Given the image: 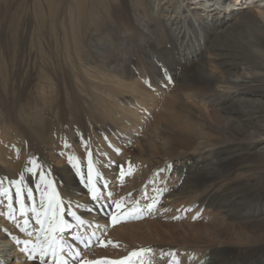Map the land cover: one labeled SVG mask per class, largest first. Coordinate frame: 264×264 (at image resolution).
Masks as SVG:
<instances>
[{
  "label": "bare ground",
  "instance_id": "bare-ground-1",
  "mask_svg": "<svg viewBox=\"0 0 264 264\" xmlns=\"http://www.w3.org/2000/svg\"><path fill=\"white\" fill-rule=\"evenodd\" d=\"M54 2L55 56L40 52V81L24 85L0 58V190L12 196L0 195V261L40 264L21 249L35 242L30 209L46 173L69 223L61 238L78 253H65L69 264L141 249L136 264H264V0ZM56 65L72 88L47 85ZM21 177L25 216L13 183ZM153 199L142 218L178 220L159 242L142 240L153 225L140 232L117 225L133 218L110 219L114 202L146 208ZM99 204L113 207L98 212Z\"/></svg>",
  "mask_w": 264,
  "mask_h": 264
},
{
  "label": "rangeland",
  "instance_id": "rangeland-1",
  "mask_svg": "<svg viewBox=\"0 0 264 264\" xmlns=\"http://www.w3.org/2000/svg\"><path fill=\"white\" fill-rule=\"evenodd\" d=\"M35 2L36 0H0V58L3 59L4 63H7L10 71L14 69V72L17 71L19 73L21 78H23L22 82L24 85H29L30 87L35 86L40 81V52H47L50 56H55V45L52 43L56 37L55 2L54 0H50V3H46V0H44L41 1L42 4H37V8H35ZM38 9L41 10L44 22L39 33H37L35 21ZM10 56L12 58L18 56V58L13 61V59H10ZM7 60L9 61L7 62ZM76 70L79 72V69ZM48 72L53 78L47 84L48 86L54 85L53 87L59 89V92H62V88L64 87H73L71 77H64L57 65L55 68L49 67ZM72 100L74 101L75 98H72ZM75 107L77 106L73 107L74 110L76 109ZM70 110L72 109L63 97L60 106L63 120L68 118ZM127 159L129 162L130 158L128 157ZM170 212H174L175 214L182 213L181 215L185 214L184 209L174 210L172 208ZM177 221L172 220V218L157 220L153 216L147 215L144 218H133L117 225L133 224L136 225V229L140 230V232L144 231L145 227L153 225L152 227L156 228L158 232L156 230V233L151 234L144 232L142 240L148 243H155V241L159 242L162 240L161 238H164L163 234H159L161 229L171 227L173 232H178L179 229L175 227ZM115 245L126 249L127 244L119 245V243H116ZM85 256L84 254L81 257L83 260L82 264H88L89 261L102 260V258L99 260H89L88 256Z\"/></svg>",
  "mask_w": 264,
  "mask_h": 264
},
{
  "label": "snow or ice",
  "instance_id": "snow-or-ice-1",
  "mask_svg": "<svg viewBox=\"0 0 264 264\" xmlns=\"http://www.w3.org/2000/svg\"><path fill=\"white\" fill-rule=\"evenodd\" d=\"M88 172H87V183L89 185L91 200L96 202L99 200L98 188L95 183V177H99L100 173L96 172L91 159L92 153H88ZM73 158L69 157L71 162ZM31 171V170H30ZM46 173L40 174V185L44 187V192L41 193V201L39 207L33 205L30 211L34 214L35 222L39 225L37 234L35 237V242L31 240H24V248L21 249L22 252L27 253L29 260L33 262L39 260L40 264H49V258L51 259V264H69V259L67 256L71 257L72 260H75L78 253H74L69 245L61 238L65 233L66 229L69 228V223L65 219L64 212L61 210L62 201L57 199L56 191L52 187V181L46 179ZM15 185V197L19 203V212L20 216H25L26 212L29 209L26 208L24 202V188H23V177L18 181L13 182ZM49 189L51 192L49 193ZM0 195L5 196L11 201L12 196L10 195L9 189L0 190ZM27 198L29 200L33 199L32 189L27 190ZM157 201L153 199L150 203L146 205V208L137 207H127L124 206L123 201L114 202V211L110 214L111 221L115 224L121 219L126 218H142V213L145 211L151 212ZM113 204H99L97 206V211H107L108 208H112ZM9 208V217L13 215L12 204H8ZM72 216H75L76 213H71ZM79 219V217H77ZM28 220L25 219L23 224L16 223V227L19 228L21 232L27 231ZM29 236L32 235L31 232L28 233ZM75 240H82V237H74ZM99 243V241H97ZM16 244H19V239L15 240ZM112 243V242H109ZM146 250L141 249L139 251H131L126 257L120 260H105V261H89L88 264H136L135 258L142 256V253ZM150 251V250H147ZM0 264H4L3 261H0Z\"/></svg>",
  "mask_w": 264,
  "mask_h": 264
}]
</instances>
